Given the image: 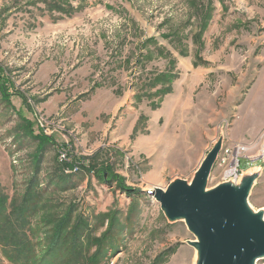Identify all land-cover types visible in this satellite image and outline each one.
I'll use <instances>...</instances> for the list:
<instances>
[{"label":"rangeland","instance_id":"374dc122","mask_svg":"<svg viewBox=\"0 0 264 264\" xmlns=\"http://www.w3.org/2000/svg\"><path fill=\"white\" fill-rule=\"evenodd\" d=\"M69 5L0 0V200L20 205L34 180L21 215L37 257L73 254L79 235L76 264H196L195 237L153 192L191 184L219 142L208 189L228 182L222 160L245 146L264 214V0Z\"/></svg>","mask_w":264,"mask_h":264},{"label":"water","instance_id":"95a60500","mask_svg":"<svg viewBox=\"0 0 264 264\" xmlns=\"http://www.w3.org/2000/svg\"><path fill=\"white\" fill-rule=\"evenodd\" d=\"M221 149L219 142L191 184L175 181L153 197L170 223L184 222L195 237L187 244L196 250V264H256L264 259V214L254 212L248 199L258 174L208 189Z\"/></svg>","mask_w":264,"mask_h":264},{"label":"trees","instance_id":"16d2710c","mask_svg":"<svg viewBox=\"0 0 264 264\" xmlns=\"http://www.w3.org/2000/svg\"><path fill=\"white\" fill-rule=\"evenodd\" d=\"M39 1L43 2L45 4V8L49 11H56L61 14H68V12L70 11L72 12V7L70 5V9H65L64 7H62L64 4V0H34V3H37ZM3 79V72L0 69V90L4 96H8ZM105 173L103 172L102 176H104ZM33 183L34 180L27 189L23 201L20 205L13 204L12 207L5 208V203L0 200V246L2 248L4 256L12 264H76L77 262L75 261L79 256L77 250L80 246L79 242H81V236L79 235H76V240L78 242L77 244L79 245H77V250H74L75 252L73 254L69 253L66 255L67 252L73 251L64 249V246L62 244H58L57 247H50L49 250L45 251L42 257H37L36 253L34 252V245L29 239L30 236L27 234L28 223L25 221L26 219H24V217H22L21 215L23 210L22 205L28 204L29 198L31 199L32 197H36L39 195L38 191H35L33 189ZM119 184L123 192L128 195L129 198H140L141 196H144L141 191L123 187L121 181H119ZM60 249L62 250L60 251ZM61 255L63 260H60L58 262L57 260Z\"/></svg>","mask_w":264,"mask_h":264},{"label":"built area","instance_id":"2783aa9c","mask_svg":"<svg viewBox=\"0 0 264 264\" xmlns=\"http://www.w3.org/2000/svg\"><path fill=\"white\" fill-rule=\"evenodd\" d=\"M42 128L44 125H42ZM248 148L245 146H237L233 149H228V155L225 159L222 160V165L227 164L228 162V168L225 170L224 173V179L226 180H233V181H239L242 176H239V169L241 168V160L248 159L244 157V154L247 153ZM259 156L261 159H264V139L262 142L261 147L259 148ZM74 168H79L78 166H75Z\"/></svg>","mask_w":264,"mask_h":264},{"label":"bare ground","instance_id":"6f19581e","mask_svg":"<svg viewBox=\"0 0 264 264\" xmlns=\"http://www.w3.org/2000/svg\"><path fill=\"white\" fill-rule=\"evenodd\" d=\"M247 163V162H246ZM248 165H251V163H247ZM252 167V166H251ZM78 171H79V168H73L72 170H71V173H78ZM242 172H243V170L242 169H239V176H242Z\"/></svg>","mask_w":264,"mask_h":264}]
</instances>
